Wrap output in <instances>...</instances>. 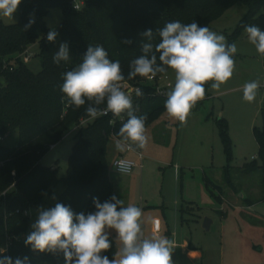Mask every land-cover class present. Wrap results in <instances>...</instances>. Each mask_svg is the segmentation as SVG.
<instances>
[{"label":"trees","instance_id":"16d2710c","mask_svg":"<svg viewBox=\"0 0 264 264\" xmlns=\"http://www.w3.org/2000/svg\"><path fill=\"white\" fill-rule=\"evenodd\" d=\"M237 4L248 10L231 33L225 32L227 42L233 43L242 37L245 25L254 24L264 30V0H21L16 24L7 25L0 19V258L8 256L15 261L28 257L29 264H65L63 253H41L25 245L32 217L24 212L62 203L74 213L87 215L96 210L94 197L103 203L116 195L107 149L112 137L118 139L115 134L124 122L111 124L110 116H102L81 124L83 119H89L85 113L87 104L79 109L69 106L60 91L62 74L82 62L87 47L103 46L111 60L120 61L124 82L141 85L146 78L127 80V74L130 62L141 55L143 32L151 29L153 42L158 43L157 30L167 22L195 21L211 28ZM54 10H60L62 18L55 28L59 35L51 43L46 39L50 27L45 18L53 17ZM32 17L35 22L26 28ZM125 39L132 43H122ZM61 43L68 44L71 62L57 65L53 55ZM33 44L40 47L41 70L37 73L18 57ZM211 83L205 84V98ZM141 86L144 95L137 97L134 109L137 116L147 115V129L166 112L167 97L151 95L152 87ZM219 127L228 160L225 182L234 186V155L227 122L221 119ZM72 128L78 130L76 141L66 176L59 177V167L44 166L42 160ZM14 132H18V140L14 147H8L5 139ZM253 133L260 162H246L242 171L261 170L264 192V124L255 126ZM58 186L63 187L60 193ZM215 200L221 202L219 198ZM110 240L111 248L102 255L112 260L118 245L114 235Z\"/></svg>","mask_w":264,"mask_h":264},{"label":"rangeland","instance_id":"374dc122","mask_svg":"<svg viewBox=\"0 0 264 264\" xmlns=\"http://www.w3.org/2000/svg\"><path fill=\"white\" fill-rule=\"evenodd\" d=\"M247 10L237 4L210 29L226 37L225 32L231 33ZM19 18V6L12 19L0 16L7 25L16 24ZM61 18V11L54 10L53 17L45 21L56 28ZM246 35L244 32L235 41L238 52L232 78L219 91L210 87L209 96L197 102L186 126L165 112L147 128L149 142L145 149H138L141 157L135 151L126 152L138 164L131 173L121 174L114 169V159L124 153L115 149L117 138L112 137L108 143L107 160L116 196L123 199L125 206L133 204L142 209L145 237L163 235L175 242L173 264H264L262 171H242L244 163L254 159L260 162L253 131L264 124V88L259 87L255 101L248 103L243 100V86L253 80L262 84L264 57ZM39 53V45L33 44L18 57L37 73L41 70ZM167 74L174 84V71L169 69ZM221 119L227 122L234 155V186L225 182L228 160L220 134ZM77 133L76 128L68 131L42 160L44 166H58L59 177L66 176ZM17 140L18 132H14L4 143L14 147ZM56 190L60 193L63 187ZM218 198L221 202L215 200ZM41 208L49 209L45 206L29 210L31 225ZM206 219L211 221L210 230L203 228ZM32 230L30 227L29 233ZM110 232L119 248L115 230ZM184 241L189 246L186 254L180 247Z\"/></svg>","mask_w":264,"mask_h":264},{"label":"clouds","instance_id":"9594fccd","mask_svg":"<svg viewBox=\"0 0 264 264\" xmlns=\"http://www.w3.org/2000/svg\"><path fill=\"white\" fill-rule=\"evenodd\" d=\"M20 3L21 0H0V16L12 19ZM34 22V17L30 18L25 27ZM244 31L248 42L264 56V30L251 24L245 25ZM157 32L158 43L153 42L151 29L141 34V55L130 62L127 80L137 76L151 80L173 70L175 83L167 93L164 107L170 117L186 126L192 109L198 101L205 99V84L212 81L211 89L219 91L232 78L238 48L235 42L228 43L223 34L195 21L187 24L179 20L167 22ZM58 35V31L50 26L46 39L54 43ZM122 43L130 45L132 40L125 39ZM53 62L57 65L71 62L67 43L59 45ZM62 79L60 91L68 105L79 109L87 104L85 113L89 119L95 120L109 113L115 117L127 116L115 134L118 137L115 141L117 152L126 153L133 146L137 149L147 147V115L135 114L132 93L124 89L125 75L120 61L111 60L103 46L89 45L82 62L64 72ZM259 87L257 80L246 82L243 100L254 102ZM143 95L142 89H135L136 97ZM114 166L121 174L130 171L131 167L124 160L117 161ZM93 203L96 210L87 215L74 213L70 206L62 203L39 209L25 245L41 253H63L65 264H173V240L163 235L142 236L143 211L140 207L125 206L123 199L115 194L103 203L94 197ZM110 230H115L121 245L112 260L102 255L112 245ZM0 264H29V261L28 257L13 261L4 256L0 258Z\"/></svg>","mask_w":264,"mask_h":264},{"label":"built area","instance_id":"2783aa9c","mask_svg":"<svg viewBox=\"0 0 264 264\" xmlns=\"http://www.w3.org/2000/svg\"><path fill=\"white\" fill-rule=\"evenodd\" d=\"M75 8H79V5H76ZM12 69V68H11ZM169 76L167 75H158L156 78L154 79H146L141 85H148L150 87H152L154 89L153 93L151 95H157V96H163V97H167V93H168V89L172 88L174 86V84L169 80ZM141 85H136V84H132L130 82H124V89L127 92H131L132 93V97H133V107L134 105H136L137 102V97L135 96V89L136 88H140L142 89ZM263 87H264V79H263ZM111 117V124H115L117 122L123 123L125 122L127 116L126 115H122L121 117H115L113 116L111 113H109V115ZM92 121L91 119H83L81 121V124H86L87 122ZM2 138L0 137V140ZM131 151H135L138 153V155L141 157V153L139 152V150L133 146V149ZM119 160H124L126 163L130 164V171L126 172V174L131 173L136 167H137V161L132 159V158H128L125 155H121L118 156L117 158L114 159L113 161V167L114 169L119 172L116 167L114 166V164L119 161ZM120 173V172H119ZM26 215L29 214V210H26L24 212ZM142 236L145 237V232L144 229L142 228Z\"/></svg>","mask_w":264,"mask_h":264},{"label":"crops","instance_id":"0c3cea01","mask_svg":"<svg viewBox=\"0 0 264 264\" xmlns=\"http://www.w3.org/2000/svg\"><path fill=\"white\" fill-rule=\"evenodd\" d=\"M246 36H247V35H246ZM262 57H263V56H262ZM260 87H261V88H264V87H263V82H262V84L260 85ZM119 154H122V153H119ZM127 154H128V153H126V154L124 153L123 155H125V156L128 157L129 155H127ZM136 154H137V153H136ZM118 156H119V155H118ZM118 156H117V157H118ZM117 157H116V158H117ZM128 158H131V157H128ZM132 159H133V158H132ZM180 247L182 248L181 253L186 254L187 251H188L187 249L189 248V246H187V242H185V241L182 242V243L180 244Z\"/></svg>","mask_w":264,"mask_h":264},{"label":"water","instance_id":"95a60500","mask_svg":"<svg viewBox=\"0 0 264 264\" xmlns=\"http://www.w3.org/2000/svg\"><path fill=\"white\" fill-rule=\"evenodd\" d=\"M52 17V15H50ZM243 194H241L242 196ZM203 228L206 229V230H210L211 228V221H209L208 219L205 220L204 222V225H203Z\"/></svg>","mask_w":264,"mask_h":264}]
</instances>
